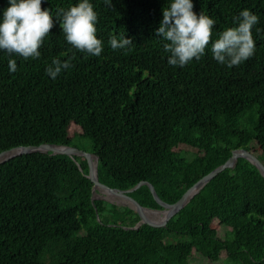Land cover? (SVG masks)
I'll list each match as a JSON object with an SVG mask.
<instances>
[{"label":"trees","instance_id":"trees-1","mask_svg":"<svg viewBox=\"0 0 264 264\" xmlns=\"http://www.w3.org/2000/svg\"><path fill=\"white\" fill-rule=\"evenodd\" d=\"M83 139L104 184L160 199L234 149L264 157V0H0V152ZM91 187L65 154L1 163L0 264H264V177L245 158L162 228L101 225ZM129 195L160 208L145 185Z\"/></svg>","mask_w":264,"mask_h":264},{"label":"water","instance_id":"water-1","mask_svg":"<svg viewBox=\"0 0 264 264\" xmlns=\"http://www.w3.org/2000/svg\"><path fill=\"white\" fill-rule=\"evenodd\" d=\"M34 152H41V153H48L50 155L53 154H65L84 174L88 177L92 182L91 188V203L95 210V217L96 221L104 226H109L112 228H118L123 230H137L141 228H160L165 227L167 221L177 213L193 196L196 194L201 188H203L212 178H214L218 173L223 171L226 168H234L238 161V158H245L253 167L255 171H257L262 177H264V162L261 161L258 156H256L253 152L245 148H237L231 151L230 156L224 160L221 164L216 166L214 169L200 177L197 181L193 182L190 186H188L185 190H183L179 195L160 199L155 191L154 186L149 183L148 181H140L133 187L125 190H121L118 188H111L110 186L104 184L99 178L97 174V165H98V158L92 152H88L82 150L73 145L67 144H57L51 142L41 143L39 145H19L8 150H4L0 152V164L22 154L34 153ZM76 156L79 157L80 161H84V168L80 165L79 161L76 159ZM141 185H146L149 189V192L152 194L155 201L159 204V209L148 208L146 206H142L137 202L133 197L129 195L130 192L134 191L135 189L139 188ZM112 191L117 192V194H121L129 199V203L126 206H130L133 208L138 215L142 219V212L150 211L156 212L158 215L162 214V218L157 221H138L133 222L130 224L119 225L107 221H101L99 218V212L97 208L96 199L100 198L97 192H106ZM104 198V196H102ZM126 204V203H120Z\"/></svg>","mask_w":264,"mask_h":264},{"label":"clouds","instance_id":"clouds-1","mask_svg":"<svg viewBox=\"0 0 264 264\" xmlns=\"http://www.w3.org/2000/svg\"><path fill=\"white\" fill-rule=\"evenodd\" d=\"M252 152V151H251ZM254 153V152H253ZM255 154V153H254ZM256 155V154H255ZM257 156V155H256ZM88 178V177H87ZM91 181V180H90ZM142 181H145V180H142ZM150 183V182H149ZM141 186H143V185H141ZM140 186V187H141ZM146 186V185H145ZM92 188V187H91ZM111 188H114V187H111ZM148 188V187H147ZM119 189V188H118ZM129 189V188H128ZM138 189V188H137ZM121 190H125V189H121ZM136 190V189H135ZM134 190V191H135ZM156 191V190H155ZM133 192V191H132ZM131 193V192H130ZM97 194H98V196H100V198H98V199H96V202H97V200H104V201H107V202H109V203H113V204H117V205H123V204H120V203H122V202H119V201H112V199H109L107 196H106V192H97ZM152 195V194H151ZM102 196H104V198H102ZM137 201V200H136ZM138 202V201H137ZM123 203H126V204H124L125 206L127 205V204H130L129 202H127L126 200L123 202ZM186 205V204H185ZM184 205V206H185ZM183 206V207H184ZM127 207H129V208H131L130 206H127ZM182 207V208H183ZM148 208H150V207H148ZM132 210H134L133 208H131ZM154 209H159V208H154ZM135 211V210H134ZM136 212V211H135ZM138 214V213H137ZM156 217L157 216H160V217H158L156 220H153V221H157V220H160V218H162V214H160V215H158L157 213L156 214H154ZM138 219H135L134 221H132V222H130V223H133V222H138V221H142V219H140L141 217L138 215ZM169 221V220H168ZM167 221V222H168ZM107 222H111V223H114V222H112V221H107ZM130 223H125V224H130ZM115 224H119V223H115ZM125 224H119V225H125ZM167 224V223H166ZM160 228H162V227H160ZM116 229H118V228H116Z\"/></svg>","mask_w":264,"mask_h":264},{"label":"bare ground","instance_id":"bare-ground-1","mask_svg":"<svg viewBox=\"0 0 264 264\" xmlns=\"http://www.w3.org/2000/svg\"><path fill=\"white\" fill-rule=\"evenodd\" d=\"M115 196V198L113 196ZM106 196L108 198H114L116 201H119V202H124L125 200L127 202H129V199H127L125 196L121 195V194H117V192H112V191H108L106 190ZM146 215H149V216H154L156 217L154 214H156V212H150V211H146V212H142V220L144 221H153V220H156V219H150L148 218ZM157 217H160V216H157Z\"/></svg>","mask_w":264,"mask_h":264},{"label":"rangeland","instance_id":"rangeland-1","mask_svg":"<svg viewBox=\"0 0 264 264\" xmlns=\"http://www.w3.org/2000/svg\"><path fill=\"white\" fill-rule=\"evenodd\" d=\"M78 148H80V149H82V150H85V151H91V149H90V142H89V140L88 139H83V141L78 145ZM255 149H260V148H255ZM257 155H259L260 156V159H261V161L262 162H264V157L263 156H261L260 154H257ZM109 199H112V198H109ZM112 201H116L114 198L112 199ZM216 264V263H215Z\"/></svg>","mask_w":264,"mask_h":264}]
</instances>
